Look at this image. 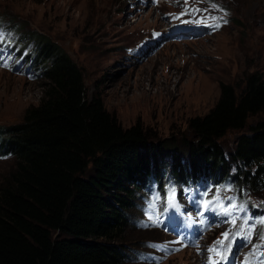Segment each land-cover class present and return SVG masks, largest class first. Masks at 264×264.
<instances>
[{
    "label": "rangeland",
    "instance_id": "obj_1",
    "mask_svg": "<svg viewBox=\"0 0 264 264\" xmlns=\"http://www.w3.org/2000/svg\"><path fill=\"white\" fill-rule=\"evenodd\" d=\"M151 1L0 0V18L28 38L34 39L35 32L57 43L83 71L87 95L100 96L124 127L139 121L152 142L179 143L191 139L189 119L215 105L221 82L241 91L251 72L264 75V0H215L229 8L231 17L218 29L211 27L216 23L211 17L228 15L226 7L182 0L181 5L190 7L183 23L177 5L158 0L147 6ZM5 65L0 64L2 127L19 122L28 107L39 104L44 84L41 76ZM242 133L230 131L222 139L224 148L233 152ZM182 156L188 158L186 152ZM169 159L175 161L171 154ZM13 165V155L0 158V184ZM172 189L178 198L169 206ZM135 196L136 207L118 240L126 246L123 264H210L219 258L208 249L223 239L222 233L239 231L245 219L252 224L264 218V190L228 181L195 186L154 182ZM215 196L219 199L214 201ZM206 200L212 201L207 209ZM154 201L156 207L162 205L155 224L144 214ZM230 203L244 205L243 211L232 210L235 226L225 222L231 217L220 208ZM262 233L264 225L257 224L251 239L236 238L227 261L220 264H260Z\"/></svg>",
    "mask_w": 264,
    "mask_h": 264
},
{
    "label": "trees",
    "instance_id": "obj_2",
    "mask_svg": "<svg viewBox=\"0 0 264 264\" xmlns=\"http://www.w3.org/2000/svg\"><path fill=\"white\" fill-rule=\"evenodd\" d=\"M21 34L37 44L25 58L42 75L43 96L22 120L0 126V149L14 157L0 184V264H123L118 240L135 195L148 175L162 179L168 154L179 182L226 177L235 166V181L264 190L259 70L241 91L220 83L215 105L189 119L191 139L154 143L141 122L124 127L100 96L87 95L83 71L57 43ZM230 131L243 132L233 152L222 144Z\"/></svg>",
    "mask_w": 264,
    "mask_h": 264
},
{
    "label": "snow or ice",
    "instance_id": "obj_3",
    "mask_svg": "<svg viewBox=\"0 0 264 264\" xmlns=\"http://www.w3.org/2000/svg\"><path fill=\"white\" fill-rule=\"evenodd\" d=\"M213 8H216L217 5L212 4ZM193 12H198L200 11V9H192ZM187 12V10H186ZM185 13H181V15H185ZM178 18V17H176ZM212 20H222V17H211ZM188 21H183V23H187ZM197 22H203V21H197ZM223 23H227L226 20H223ZM212 27L214 28H220L221 24L219 22L215 23L212 25ZM3 37L0 36V40H2ZM2 53H0V63L3 62L2 59ZM6 66V65H5ZM175 190L172 189L169 191L168 195H167V204L169 206L174 205L175 203ZM218 197H214L213 200H218ZM156 200H159V197H156ZM229 200H231V198H229ZM212 203V201H205L204 202V207L207 209L209 207V205ZM156 207V201H154L151 205L150 208L151 209H155ZM220 208L222 210V213L226 216V217H231L230 220H226L225 222L230 223L231 225L235 226L236 225V221H237V217L233 214V209L237 210V211H243L244 210V205H235L234 203H230L228 206H224V205H220ZM167 210V209H165ZM149 220L153 221L154 223L158 221V218H156V220L153 219L152 215H149ZM264 225V218L260 219L259 221H254L252 224H249L248 219H245L243 222V225L241 226L240 230L235 232V233H230L229 231H225L224 233H222L223 239H218L214 245L208 249L209 252H214L215 255L219 258L218 260L216 259H210V264H220V261H227L228 259V253H231L232 248H233V243L235 241L236 238L238 237H246L248 239H251L253 232L256 229V225ZM148 226V225H146ZM258 239L262 242V245H264V233L259 234ZM254 253L257 250V246H254ZM260 257L264 258V251L260 252ZM260 264H264V259H262L260 261Z\"/></svg>",
    "mask_w": 264,
    "mask_h": 264
},
{
    "label": "bare ground",
    "instance_id": "obj_4",
    "mask_svg": "<svg viewBox=\"0 0 264 264\" xmlns=\"http://www.w3.org/2000/svg\"><path fill=\"white\" fill-rule=\"evenodd\" d=\"M150 215H152V214H150ZM153 216V215H152Z\"/></svg>",
    "mask_w": 264,
    "mask_h": 264
}]
</instances>
